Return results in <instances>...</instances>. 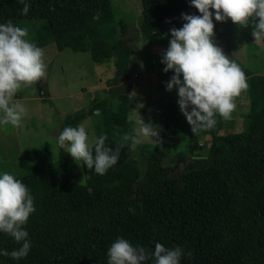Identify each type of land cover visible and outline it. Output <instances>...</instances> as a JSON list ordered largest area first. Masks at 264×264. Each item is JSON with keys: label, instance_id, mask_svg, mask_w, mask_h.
<instances>
[{"label": "trees", "instance_id": "obj_1", "mask_svg": "<svg viewBox=\"0 0 264 264\" xmlns=\"http://www.w3.org/2000/svg\"><path fill=\"white\" fill-rule=\"evenodd\" d=\"M29 3L22 14L18 0H0V23L45 19L37 31L40 45L53 41L57 49L88 51L94 62L112 60L114 79L128 73L132 48L120 35L127 24H115L110 0ZM181 13L200 14L188 0H141L139 27L166 40L170 28L184 23ZM228 20L213 21L214 38ZM240 67L248 83L246 128L219 133V116L210 129L192 131L187 122V150L171 158L163 144H133L128 95L121 89L94 100L88 112L67 114L60 131L100 110L105 143L120 148L119 159L103 175L81 164L84 182H77L78 165L59 147L54 173L15 176L34 198L35 212L24 225L31 248L18 260L0 256V264H107V249L117 237L149 252L156 242L180 246L181 264H264V75ZM199 137L209 139L205 152L198 151ZM18 247L0 233V248Z\"/></svg>", "mask_w": 264, "mask_h": 264}, {"label": "rangeland", "instance_id": "obj_2", "mask_svg": "<svg viewBox=\"0 0 264 264\" xmlns=\"http://www.w3.org/2000/svg\"><path fill=\"white\" fill-rule=\"evenodd\" d=\"M110 5L115 24L118 25L119 20L126 22V33H119L132 48L129 70L123 78L114 79L112 60L94 62L88 51H73L69 47L57 49L53 41L40 45L37 31L46 20L18 18V26L28 31L27 39L42 48L46 68L42 78L30 85H22L13 98V102H20L26 108L21 124L0 125V171H8L14 176L54 173L59 159L56 138L64 117L70 113L88 112L94 100L110 97L119 89L128 95L127 119L134 125L138 146L152 149L163 144L168 151L166 158L187 150L189 124L179 110L175 87L167 91L164 86L172 71L161 70L160 57L167 48L168 39L140 29L141 0H110ZM228 19L227 24L232 26L229 40L232 61L264 75V37L255 39L252 36L255 21L250 18L246 24H239ZM235 104L231 118H222L219 133L239 132L246 128L248 88L235 97ZM140 119L153 126L156 136L143 135ZM79 125L85 127L93 143L105 133L100 110L86 115ZM197 141L202 147L198 151L205 152L209 139L199 137ZM74 180L84 182L81 164L74 172Z\"/></svg>", "mask_w": 264, "mask_h": 264}, {"label": "clouds", "instance_id": "obj_3", "mask_svg": "<svg viewBox=\"0 0 264 264\" xmlns=\"http://www.w3.org/2000/svg\"><path fill=\"white\" fill-rule=\"evenodd\" d=\"M22 14L30 8L29 0H18ZM199 15L181 13L184 23L172 27L167 48L160 62L162 71H172L164 82L165 90L175 87L179 110L196 129H210L219 116L231 118L236 107L235 97L248 88L241 67L230 60L214 42V20L228 18L239 24L255 21L252 36L264 37V0H188ZM26 28L12 21L0 23V125L19 126L26 113L25 106L13 102L22 85H30L45 75L43 50L27 39ZM143 135L156 136L153 126L140 119ZM57 144L73 160L103 175L119 159L120 148H109L106 137L100 135L90 142L84 126H65L57 136ZM136 138H133V144ZM35 212L34 198L29 189L13 173L0 171V233L10 236L19 247L11 251L0 248V256L14 260L24 258L31 248L29 233L24 225ZM184 255L180 246L166 247L156 242L149 252L143 246H133L128 240L117 237L107 249V264H181Z\"/></svg>", "mask_w": 264, "mask_h": 264}, {"label": "water", "instance_id": "obj_4", "mask_svg": "<svg viewBox=\"0 0 264 264\" xmlns=\"http://www.w3.org/2000/svg\"><path fill=\"white\" fill-rule=\"evenodd\" d=\"M231 34H232V26L231 23H228L225 27L224 32L218 37L214 38V42L222 49L224 54L228 56L230 60H232L229 50V40ZM193 157H205V156H193Z\"/></svg>", "mask_w": 264, "mask_h": 264}]
</instances>
